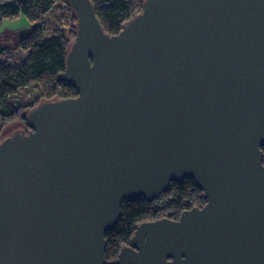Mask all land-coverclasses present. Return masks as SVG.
Wrapping results in <instances>:
<instances>
[{
  "label": "water",
  "instance_id": "1",
  "mask_svg": "<svg viewBox=\"0 0 264 264\" xmlns=\"http://www.w3.org/2000/svg\"><path fill=\"white\" fill-rule=\"evenodd\" d=\"M68 3L77 96L0 140V264H110L122 203L185 179L205 205L139 224L117 264H264V0H146L112 36Z\"/></svg>",
  "mask_w": 264,
  "mask_h": 264
},
{
  "label": "trees",
  "instance_id": "2",
  "mask_svg": "<svg viewBox=\"0 0 264 264\" xmlns=\"http://www.w3.org/2000/svg\"><path fill=\"white\" fill-rule=\"evenodd\" d=\"M146 0H90L96 18L109 36L118 34L125 23L142 12ZM56 6L62 7L55 29L49 36L41 24ZM24 16L30 30L20 48L28 51L25 61L16 66L0 62V128L18 123L41 102L71 99L76 90L59 81L65 70L66 56L75 39L77 19L68 0H0V26L3 20ZM67 23L68 25H63ZM0 47V53L4 51ZM36 94L29 97L32 92ZM17 97V99L15 98ZM5 135L0 136V140ZM264 158V147L262 148ZM202 193L191 179L172 183L169 190L151 203L139 198L123 202L120 218L105 235V258L117 264L120 250L128 245L135 228L143 222L159 219L176 221L184 211L201 209Z\"/></svg>",
  "mask_w": 264,
  "mask_h": 264
},
{
  "label": "rangeland",
  "instance_id": "3",
  "mask_svg": "<svg viewBox=\"0 0 264 264\" xmlns=\"http://www.w3.org/2000/svg\"><path fill=\"white\" fill-rule=\"evenodd\" d=\"M61 9L62 7L59 6L54 7L41 24L46 36H49L52 33L53 29H55L56 21ZM63 25L65 26L68 24L65 23ZM30 28V24L22 15L18 16L15 19L3 20L0 26V41L3 40L7 44L5 46V50L0 53L1 63L9 66H16L27 59L29 52L24 51L20 48L22 42L20 44H16V42L22 35L26 37ZM35 94L36 91L32 92L29 97H32ZM15 98L17 99V97ZM21 127L22 124L14 123L4 127L3 129L0 128V136L10 135L11 133L18 131Z\"/></svg>",
  "mask_w": 264,
  "mask_h": 264
},
{
  "label": "flooded vegetation",
  "instance_id": "4",
  "mask_svg": "<svg viewBox=\"0 0 264 264\" xmlns=\"http://www.w3.org/2000/svg\"><path fill=\"white\" fill-rule=\"evenodd\" d=\"M24 35H22L21 37H19V39L17 40V42H16V44H20L22 41H23V39H24ZM6 42L5 41H3V40H1L0 41V47L2 48V49H5L6 47ZM19 131H23V132H26L27 131V129H26V127H25V125H23L20 129H19Z\"/></svg>",
  "mask_w": 264,
  "mask_h": 264
}]
</instances>
